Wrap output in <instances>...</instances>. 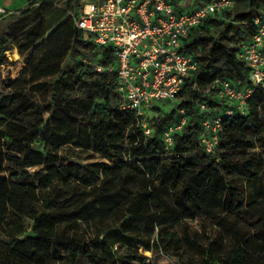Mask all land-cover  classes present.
<instances>
[{
	"label": "trees",
	"instance_id": "16d2710c",
	"mask_svg": "<svg viewBox=\"0 0 264 264\" xmlns=\"http://www.w3.org/2000/svg\"><path fill=\"white\" fill-rule=\"evenodd\" d=\"M54 2L32 0L20 12V19L27 23L13 35L0 36V65L9 62L5 52L12 49L10 42L26 64L38 68L34 51L42 45L37 42L52 30L50 39L63 26L58 24L64 13ZM232 8L223 12L230 20ZM262 14L264 8L254 14L240 12L227 25L232 32L228 42L208 43L205 34H196L218 19L190 33L186 48L201 61L197 75L201 85L218 78L252 85L250 69L236 51L241 41L249 40L253 19ZM47 17L52 18L51 24ZM70 29L73 55L81 52L80 45L96 49L76 24ZM91 74L104 80L105 102L75 95ZM52 75L57 78L51 98L59 110L52 113L43 143L38 140L45 109L32 96L41 77H8L0 89V93L7 90L0 98V264H79L81 257L90 264H155L146 251L179 257L185 243L193 242L187 221L198 216L209 218L234 241L231 264H245L249 259L251 264H264V87L256 88L247 115L224 119L218 152L212 155L200 143L205 113L198 101L223 106L216 98L204 99L186 87L179 109L186 110L188 124L175 133L174 146L166 151L161 135L174 121L170 123L168 115L155 117L149 120L152 134L145 135L135 113L121 108L123 96L114 74L100 73L85 61L77 66L59 64L46 76ZM110 94L121 98L119 105L111 104ZM63 146L93 150L112 164L63 163L51 150ZM171 152L172 157L165 156ZM187 153L195 155L187 157ZM130 172L135 189L111 188ZM113 209L122 220L120 230L105 237L92 233L91 221ZM140 223L157 230L156 237L135 236ZM181 224L186 235L178 228ZM198 246L203 257L212 254L214 245Z\"/></svg>",
	"mask_w": 264,
	"mask_h": 264
},
{
	"label": "built area",
	"instance_id": "2783aa9c",
	"mask_svg": "<svg viewBox=\"0 0 264 264\" xmlns=\"http://www.w3.org/2000/svg\"><path fill=\"white\" fill-rule=\"evenodd\" d=\"M235 0H210L184 7L175 0H90L75 24L94 43L97 61L86 62L100 72L114 74L123 96L121 108L135 113L140 130L152 134L148 113L164 101H175L187 86L202 98L214 97L224 105L211 107L198 101L202 117L200 143L207 154L218 152L223 121L248 114L256 88L264 87V14L253 19V32L241 41L237 57L250 69L252 85L218 78L203 86L197 79L201 61L187 51L190 33L212 19H221ZM7 10L0 7V15ZM109 56V58H107ZM180 119L162 132L163 148L170 151L175 133L188 124L185 109Z\"/></svg>",
	"mask_w": 264,
	"mask_h": 264
},
{
	"label": "rangeland",
	"instance_id": "374dc122",
	"mask_svg": "<svg viewBox=\"0 0 264 264\" xmlns=\"http://www.w3.org/2000/svg\"><path fill=\"white\" fill-rule=\"evenodd\" d=\"M32 0H26L24 4L18 8H13L14 13L7 15L5 17L0 16V36H9L15 34L19 28L23 27L25 23L20 19V12L28 8ZM38 1V0H35ZM55 7L64 13L63 20L58 25H63L59 32L54 34L48 39L49 35L52 33V30L49 31L46 36L37 42L42 45L40 49L34 51V59L36 64L39 65L38 68L33 69L28 64L25 63L23 56H21L17 50V47L10 42L8 45L12 47L5 52L8 61L7 63L0 65V89L4 88L6 80L10 77L12 80L17 77L24 75L28 79L39 78L41 81L40 84H37L32 91V96L37 100L44 111V124L42 126V134L38 142L43 143L44 137L49 133L51 126V116L52 113L59 110L57 105L53 102L51 98L54 80L57 76H46L49 73V70L54 71L59 64H69V65H80V63H85L86 60L97 61L98 55L97 50L92 46L80 45L78 49L80 53L73 55L72 54V41L71 38V29L76 18L80 15V10L90 0H54ZM178 3H182L184 7L192 8L201 3L210 1V0H177ZM256 4L253 5L252 2L246 0H236V5L232 8L230 20L226 16L216 20L217 22L210 24L209 27L202 31H197L198 33L205 34L204 37L207 38L208 43H213L214 39L221 41H229L230 35L232 32L227 31V25L230 22H234L238 19L236 16L243 10H248L252 14L256 11L264 8V0H256ZM47 24L52 23V18H46ZM244 28L245 26L241 24ZM246 28V27H245ZM248 30V29H247ZM248 32V31H247ZM20 35V33H18ZM248 36V35H247ZM250 35L247 37L249 38ZM211 45V44H210ZM201 48L199 47V53ZM92 58V59H91ZM49 69V70H47ZM104 80L97 77L94 74L87 76V82L82 84L80 87L76 88L75 95L83 98L94 97L96 101L105 102L106 89H101V83ZM107 81V80H106ZM3 91V90H2ZM5 90L3 93H0V98H3ZM103 93V95H101ZM111 104L119 105L121 98L119 96L112 97L109 95ZM7 100H4L6 103ZM183 99L180 96L175 101H164L156 105L155 108L150 109L148 113V119L151 120L155 117L163 118L164 116H169V122L175 123L180 119L181 113L179 112V107ZM194 117V116H193ZM174 125V124H173ZM54 153H57L62 158V162H77L83 165H89L91 163H106L112 164L111 160L103 158L100 154L94 152L93 150L80 149L73 146H63L59 148H51ZM259 150V149H258ZM187 157H192L194 153L185 154ZM166 157H172L173 154L167 153ZM57 181L53 184L56 185ZM52 187V186H51ZM115 191H132L135 189V181L133 178L132 172L129 175H125L123 179L117 185L111 186ZM50 190V188H49ZM188 236L193 240L192 244L190 242L185 243L184 251L179 257L165 255V254H156L146 251L147 255L150 256V259L155 264H231V261L234 257L232 254L233 250L236 248L235 243L232 240H229L222 229L217 225H214L211 220L204 216H198L195 220H188ZM122 220L119 218V215L115 213L113 209L109 214L102 217L93 219L90 223L92 233H101L102 237H105L108 232L120 230ZM139 231L133 232L135 236H140L145 239L151 240L156 237L157 230L149 228L144 223H140ZM149 232H147V229ZM180 232L183 235L187 234L183 225L178 226ZM199 245L202 247L208 248L211 245L213 246L212 254L204 256L201 251H199ZM125 248L122 249L124 251ZM253 255V254H252ZM166 262V263H165ZM79 264H90L86 258L81 257ZM245 264H251L250 259L245 262Z\"/></svg>",
	"mask_w": 264,
	"mask_h": 264
},
{
	"label": "crops",
	"instance_id": "0c3cea01",
	"mask_svg": "<svg viewBox=\"0 0 264 264\" xmlns=\"http://www.w3.org/2000/svg\"><path fill=\"white\" fill-rule=\"evenodd\" d=\"M26 0H0V7H3L7 10L6 13L1 14L0 16L5 17L14 13L13 8H18L24 4Z\"/></svg>",
	"mask_w": 264,
	"mask_h": 264
}]
</instances>
